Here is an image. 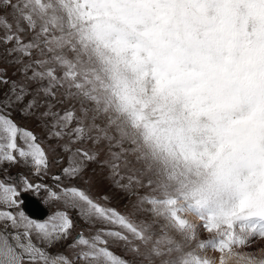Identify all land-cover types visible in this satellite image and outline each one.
Instances as JSON below:
<instances>
[{
  "label": "snow or ice",
  "instance_id": "obj_1",
  "mask_svg": "<svg viewBox=\"0 0 264 264\" xmlns=\"http://www.w3.org/2000/svg\"><path fill=\"white\" fill-rule=\"evenodd\" d=\"M0 47L23 77L0 72V162L48 170L11 115L43 107L50 135L69 138L67 177L106 150L121 187L151 190L137 222L86 189L5 171L0 264H129L110 247L120 242L139 264H264V249L237 251L264 239V0H0ZM85 142L94 149L71 147ZM41 191L63 205L42 221L21 207ZM68 209L103 227L73 237ZM66 241L71 256L48 251Z\"/></svg>",
  "mask_w": 264,
  "mask_h": 264
},
{
  "label": "rangeland",
  "instance_id": "obj_2",
  "mask_svg": "<svg viewBox=\"0 0 264 264\" xmlns=\"http://www.w3.org/2000/svg\"><path fill=\"white\" fill-rule=\"evenodd\" d=\"M19 67V65H13L11 60L7 59L3 55V49L0 47V72L6 73L7 77L11 80L20 81L23 77L18 71ZM7 91L8 86L0 85V94ZM27 99H31V96ZM20 107V105H17L18 110L12 112L11 115L20 126L32 131L38 137V141L48 152L50 167L40 176H36L33 175L31 170L23 164L9 165L7 163L0 162V177L5 175V171L11 175L13 180H17L20 176H27L30 181L48 185L52 190L57 192H60L63 187L78 186L88 190L94 199L98 200L106 207L115 208L122 214L131 217L134 221L139 222L145 219L143 213L137 210V203L140 196L149 194L151 191L149 188L135 187L128 189L121 187V184L127 183V179L125 178L121 180L120 176L114 175L110 166L104 163V161L109 160L110 158L106 150L101 153L98 161L86 164L82 175L75 178L67 177L63 173V169L69 164L71 152L66 151L64 146L68 143L69 138L65 136L62 139H57L50 135L51 122L40 116V113L44 111L45 108L42 107L38 109L35 115H32L20 111ZM60 107V104H56L54 110H59ZM18 142L22 143V141ZM71 147L73 150L77 147L94 149V146L91 145L90 142H85L83 144L76 143L71 145ZM129 160H133V158L129 157ZM131 166H134L137 169L141 167L140 164L134 163V160L133 165ZM58 175L61 177L60 181H56L54 179V177ZM124 175V166L121 165V176ZM140 179L146 183L147 177L140 176ZM29 194L36 196L32 193ZM37 198H39L47 206L50 211L49 216L55 214L56 211L63 208V205L60 202L49 199L46 191H41L39 197ZM21 207L23 209V205ZM0 210L7 209L3 208ZM68 211L76 224V229L72 234L73 237H75L80 231H83L85 236H91L97 229L103 227V225L99 223L90 225L84 219L79 217L77 210L68 209ZM193 221L198 225L201 224L198 222L199 219H195ZM0 226H2V222H0ZM198 231L200 238L204 240L212 239L216 235L215 232L209 233L202 227L198 228ZM68 243H70V241L60 243L49 248L48 251L52 254L63 253L71 256V249L67 247ZM110 247L115 254L127 259L129 264H139L140 257L128 250L122 242L110 243ZM261 249H264V239H257L251 243L250 247L237 249V251L260 253ZM202 254L210 259H216L220 255L218 251L213 249L205 250ZM77 264H80V262H77Z\"/></svg>",
  "mask_w": 264,
  "mask_h": 264
},
{
  "label": "water",
  "instance_id": "obj_3",
  "mask_svg": "<svg viewBox=\"0 0 264 264\" xmlns=\"http://www.w3.org/2000/svg\"><path fill=\"white\" fill-rule=\"evenodd\" d=\"M23 199L25 201L24 209L31 217L43 219L47 215L48 209L36 197L26 193L23 195Z\"/></svg>",
  "mask_w": 264,
  "mask_h": 264
},
{
  "label": "bare ground",
  "instance_id": "obj_4",
  "mask_svg": "<svg viewBox=\"0 0 264 264\" xmlns=\"http://www.w3.org/2000/svg\"><path fill=\"white\" fill-rule=\"evenodd\" d=\"M190 220H195V219H198L196 217H193V216H189ZM199 222V221H198Z\"/></svg>",
  "mask_w": 264,
  "mask_h": 264
}]
</instances>
